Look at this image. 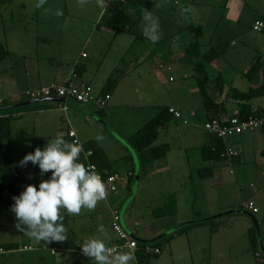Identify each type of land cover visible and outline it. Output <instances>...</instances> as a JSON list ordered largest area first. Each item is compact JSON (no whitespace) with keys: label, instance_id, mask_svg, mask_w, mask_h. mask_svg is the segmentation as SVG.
<instances>
[{"label":"crops","instance_id":"1","mask_svg":"<svg viewBox=\"0 0 264 264\" xmlns=\"http://www.w3.org/2000/svg\"><path fill=\"white\" fill-rule=\"evenodd\" d=\"M6 2L8 1H0V6ZM240 4H242L241 0H228L226 5L229 6V11L226 16H215L208 21L213 22L215 19L218 24H228V26L233 27L240 20L242 13L241 10H239ZM233 6H235V8H232ZM15 17V13H9L7 18L14 21L16 20ZM256 21H260L264 24V10H261L258 16H255L254 20L251 22L252 25L248 29L251 30ZM4 22V17L0 13V45L5 51H7V54L2 58V60H0V103L8 105L19 103L24 99V92L50 86L59 87L63 85L66 80L72 78L71 76H74L75 82L87 86L90 89L91 95L93 97H100L102 88L107 79L112 77L116 67H118L120 60H112L113 62L111 64L106 61L109 54L108 51L104 56L101 57L102 61L98 63V60L96 59H94V61L87 60L89 58L88 54L84 50H81L76 59L74 61L71 60L72 62L68 65V67H66V70L61 69V65H54L50 62L52 58H50L49 55H44V53L42 54L38 51L40 46L39 41L36 38L34 39L29 37L30 34H28L29 32L25 25L18 27L16 23L14 28L10 27L6 30V27L3 24ZM261 31H259V33H261ZM260 41L263 43L264 40L261 39ZM114 52L117 51L114 50ZM82 54H85V57H82ZM257 54L264 55V49L261 51L255 50V54L247 64L248 66L245 67L246 70L240 72L241 77L246 79L249 84V87L245 91L234 88L233 80H226L222 76H218L220 77L222 83H224V87L222 94L218 95L217 97V100H222L223 103L218 105L216 111L204 109V105L197 88L198 94L195 93L193 101L198 100V102H196V105H198L197 107L203 109V115L201 116L203 122L201 124L202 126L214 114H217L216 116H219L220 118H227L238 113V105L232 102L227 95L229 93V89L233 88L240 92H247L250 87H262L264 89V71L256 73L254 76H251L250 79L244 76V73L254 63ZM98 57L100 58V56ZM217 57L218 55L216 54V58ZM215 59L211 63L215 64ZM223 63V67H225L227 64L226 62ZM93 65H97V68L93 67ZM160 66L161 65H159V69ZM218 67H221V64H218ZM127 70L128 68L126 67V70L122 72V76L126 74ZM171 70L169 72H171ZM220 79L218 82H220ZM168 80L172 81L173 79L169 77ZM121 82V80L116 82L117 84L115 89L108 93L109 100L107 102L106 108L103 110H98L94 104L92 105L97 108V111L88 108L87 106L89 104L82 105L80 103L81 109H79L78 106L73 104L78 102L72 99H67L66 103L64 104L66 107L65 111L62 110L63 104H35L22 107V109L10 114L8 117H5L9 120L10 138L8 141H0V150H9L10 157L14 165L19 166V161L28 152L27 149L30 145V142L49 141L57 135H62L64 139L68 141L66 134L69 129H72L82 142H91L96 144L104 152L108 162L110 163V171L112 173L122 175L126 179L125 183L120 184L119 188L113 195L108 196L106 200L99 201L92 210L82 208L79 215H70L61 210V214L64 216V224L67 228V240L63 242H52V245L49 247H38L33 249L30 246L23 245L19 242V239L22 240L25 238L22 235V232L17 230L16 235L13 237L8 235L0 236V241L5 243V246L3 247L0 245V250L7 252L5 254L23 253L37 249H45L44 251L48 252L50 256L48 264H94L92 258H82L71 252L66 254L64 251H72L76 249L89 238L103 239L100 237V232L97 231V227L102 224L104 225L105 222L108 223V218L109 221L111 220L112 211H118V208L115 207L117 204H113V202H118L117 200L123 202L131 194V191L126 183L130 176V167L127 162H124V158L128 154L126 152L127 149H124L126 147H124L114 137L115 133H112V131L109 129L113 135L110 132L109 134L116 141H112L114 143L108 144V147L112 149V147L115 146L113 148L117 150L118 163H116L115 160H112L111 156H109V152H107L105 149L106 147L103 148V146L97 142L99 141L96 139L97 136L84 135L83 131L80 130L79 124L82 125L81 121L83 120V123L87 125L89 130H91L94 128L95 124L101 125L100 123L96 122L94 118L100 120L103 119L102 117H97L95 113L99 114V112H102L103 117H106L107 119L114 111L123 113L127 112V110L144 107L140 104V101H145L144 95H139L138 100L133 102L135 104H131V102L128 100L129 95L127 93H118V87ZM210 92L212 91L210 90ZM147 99L150 101V98ZM253 100L255 103L250 104L251 111L253 113H264V96L255 98ZM151 105L154 104H147V107H151ZM166 107H173L179 111L181 115L183 114L181 110L183 108L180 107L179 104H173L172 102L166 105ZM159 112L160 111L156 113L154 111L152 118L159 114ZM59 113L62 114V116H59ZM189 116L190 118H195L191 122L193 127L197 128L199 126L197 118L201 117L196 116L193 111L190 112ZM130 118L131 120H129L128 124L130 127H132V130L124 132L125 134L118 132L121 136L115 135L119 139L126 141V143L131 135H133L142 127L140 126V128H137L139 126H136L137 120L139 121L141 117L138 115H131ZM180 119L181 118L178 120ZM172 120H175V118ZM109 121H111V119H109ZM114 129L116 130L117 128L115 127ZM192 134V132L189 133L187 138L189 141H191L190 143H193L191 144V148L195 150L193 153V158H191V160L186 156L182 158L179 168L183 171V174H186L183 175L184 178H177V180H175L176 186L173 183L172 192L167 194L164 200L163 198L162 200H159L160 204H157L158 202H155L156 198L143 189V200L147 199L148 203H151L148 207H155L150 205H159L161 207L167 204L169 198H172L176 208L175 216L171 219V222H155V228L144 229L142 235L135 234L137 237L142 239H152L156 235H159L160 233L175 227L180 223L193 220L195 218L206 216L210 217L215 213L225 210L242 209L244 202L243 200H240L239 196L236 199H231L229 201L222 200L219 203H215L212 200L213 190L223 191L224 189H239L236 178L234 180L235 176L231 177L234 175V167L237 165H243V175H245V167L251 164L255 165L256 169H258L260 172H264V128L254 132H244L240 135H232L227 141L222 142L223 151L226 147H232L238 152V155L236 157L220 156V159L216 160L203 159L201 156V149L212 147L214 138L207 135L206 133H204V136L201 138H198V136ZM82 136L83 138H81ZM182 137L185 138L184 135ZM170 150L171 149L168 147L166 156L170 154ZM166 156L163 158L164 161L157 160L149 165H143L141 167L143 179L149 178L151 175H163L170 171L172 172L174 170V166L168 162ZM26 167H28V165ZM30 167H33L31 163ZM33 169H37V167L35 166ZM227 169L228 172L226 173ZM261 174L263 175V173ZM27 177L28 179H32L36 182L33 183V185L38 184L39 180L42 178L35 176L33 170L32 173H28L27 171L25 179H27ZM153 179L155 180H153V193H155L157 191V187L160 186V184L156 183V178L153 177ZM148 181L149 179L145 180L144 182L147 183ZM28 183L32 184V182ZM240 190L241 189H239L238 192ZM206 193L208 194L207 198L210 199V204L209 206L199 207L197 204L198 199L201 197V195ZM256 195L260 196L259 193H256ZM248 203H252L253 207L257 209V213L254 215L257 219L256 215L259 213V209L256 206L254 199L251 197V200ZM132 211L133 210L131 209V216ZM11 215L14 214L10 211L9 205H0V228L2 227L5 230L4 232L8 234H10V231L7 229H11V225L16 224ZM226 218L227 219H223L221 221L218 220L216 223H201L202 225L189 228L184 232L173 235L165 242V244L162 245L161 252L158 255H151L146 264H185L187 259L192 263L195 254L200 255L201 257L198 260H204L206 264L263 263L259 255L250 250L248 230L251 225V220L242 214H232ZM258 222L260 226L264 225V217L258 220ZM123 223L128 231L129 229L126 225L127 222L124 220V215ZM115 241V239L105 240V243L108 244ZM262 243L264 245V239H262ZM37 244L40 245V242H37ZM167 247L168 254H165L163 257H161L162 252L165 251ZM53 250L55 253L51 254V251ZM120 252L130 251L123 250ZM132 254L134 259L130 262V264H139L136 252ZM109 259H111V257Z\"/></svg>","mask_w":264,"mask_h":264},{"label":"rangeland","instance_id":"2","mask_svg":"<svg viewBox=\"0 0 264 264\" xmlns=\"http://www.w3.org/2000/svg\"><path fill=\"white\" fill-rule=\"evenodd\" d=\"M5 1L8 2L0 6V13L4 17L5 22L3 24L6 30L10 27L14 28L16 23L18 27L25 25L28 29V34H30L29 37L36 38L39 41L40 46L38 51L42 54L44 53V55H49L52 58L51 63L54 65L59 64L61 65V69L66 70V67L76 59L81 50H84L88 54L89 58L87 60L94 61L96 59L98 63L102 61L101 57L108 51L109 54L106 61L109 64L114 60H120L118 67H116L112 75L116 82L122 81L119 84L118 93H127L131 104H135L133 102L138 100L139 95L145 96V101H140V104L144 107L127 110V112L123 113L114 111L107 119L103 115L100 116L95 113L97 117L103 118L102 120L106 123H104L106 127L95 124L94 128L89 130L87 125L83 123V120L81 121L82 125L79 124L80 130L83 131L84 135L103 137V139L97 142L103 148L106 147L105 149L109 152V156L116 163H118L117 150L113 148L115 146L112 149L108 147V144H112L114 143L112 141L116 140L109 134L108 129L119 136V133L125 134L124 132L132 130V127L128 124L129 120H131V115L141 117L139 121L137 120L136 125L139 126L137 128H140V126H143L152 118L154 111L156 113L161 111L169 103L179 104L183 108L181 109L183 113L181 119L169 121L164 129L159 130L156 140L157 145L164 143L171 149L170 154L166 157L168 162L174 166V172L170 171L163 175L156 174V177L151 175V177L143 179V172L141 171L136 194L125 207L124 220L127 222L128 231L134 233V235H142L144 229L155 228V220L152 219L150 212L163 206L150 205L155 207H148L151 203H148L147 199L143 200V189L153 195L156 198L155 202L160 204L159 200H162V198L164 200L165 196L172 192L173 183L176 186L175 180L177 178H184L183 175L186 174H183V171L179 168L182 158L185 156L190 158V160L193 158L195 150L191 148V144L193 143H190L191 141L187 138L189 133L192 132V135H196L198 138L203 137L205 133L201 125L203 123L201 117L203 109L197 107L196 102L198 100L193 101L195 93L198 94V92L192 62L186 55V48L189 44L197 42L200 46L199 50L201 54L209 49H213L214 53L218 55L215 59V64L211 62L204 63L211 83H214V79L217 76H222L226 80H233L234 88L245 91L249 87V84L246 79L241 77L240 72L246 70L245 67L248 66L247 64L255 54V50L261 51L264 49V41L263 43L260 41L261 39L264 40L263 35L257 31L248 29L252 25L251 22L255 16H258L261 10H264V0H241L242 4L239 5V10L242 12L240 20L233 27L228 26V24H218L215 19L213 22L208 21L215 16H226L229 11V6L226 5L228 0H152L153 5L150 10L159 19L160 24V39L156 43L148 41L142 35V19L139 20L135 27L134 32L136 36L120 32L121 22L112 17L108 7H106L105 11L100 9L96 4V0H87V3L83 6L78 3V0H46V3L40 8L35 6L36 0ZM232 8H235V6ZM58 12L60 13L59 15L57 14ZM9 13L16 14V20L13 19L15 22L7 18ZM198 25L201 27L202 35L198 38L188 37V29L186 27ZM138 36L140 38L136 39ZM114 50L117 52H114ZM223 62H226L228 66L223 67ZM218 64H221V67H218ZM159 65H163L164 68L162 70L159 69ZM96 66L93 65V67L97 68ZM167 66L171 67V72L166 71ZM126 67L128 70L122 76V72L126 70ZM169 77L173 80L169 81ZM116 84L112 87L111 92L115 89ZM147 98H150V101ZM251 103H255V101L252 100ZM38 104L47 105L50 103ZM147 104L154 105L147 107ZM87 107L97 111V108L92 104H89ZM20 109L22 108L15 110L18 111ZM15 110L13 113L16 112ZM192 111L196 116L201 117L197 118V122L199 123L197 128L193 127L191 122L195 118H190L189 116ZM60 115L62 116L59 113ZM112 126H115L117 129L115 130V127ZM183 135L185 138L182 137ZM47 142H30L27 154L31 153L35 148H42ZM126 152L128 153L127 156H130L128 150ZM159 161H164V159ZM28 167V173H32L33 170L34 175L40 178L38 167L37 169H33L35 166L31 168L30 162ZM245 168L246 176L242 174L244 172L243 165L235 166L234 175L231 176H235L234 180L236 178L239 189H241L239 192V189L213 190L212 200L215 203H219L222 200L229 201L239 196L240 200L248 204L252 197L259 209V213L256 216L260 220L264 217V172H260L253 164L247 165ZM227 172L228 169L226 170ZM153 177L156 178V183L160 184L155 193H153ZM12 179L11 176L0 175V183L2 184H7ZM147 179L149 181L145 183L144 181ZM26 180L32 182V184L36 183L32 179H28V177ZM256 193H259L260 196H257ZM207 196L208 194L206 193L199 197L197 202L199 207L209 206L210 199ZM126 200L123 202L120 200H117L118 202L115 201L116 203L113 202V204H117L115 207L118 208L119 213ZM131 209L134 211V215L132 211V216L130 215ZM219 213H215L214 215ZM228 216H222L217 220L208 222L216 223L218 220L227 219L226 217ZM11 217L16 223L14 215H11ZM206 217L195 218L193 220L204 219ZM111 224L112 222L111 220L109 221V218L108 223L102 224L105 231L100 232V237L104 240H117ZM197 225H201V223ZM251 227L253 228L252 222ZM7 230L10 231V234L5 233V230L1 227L0 236L8 235L13 237L16 235L17 229L15 224H12L11 229ZM260 231L261 238L264 239V225L260 226ZM23 236L25 239H19V242L33 249L38 247L45 248L52 245V243L45 245L43 241L38 245L35 240L25 235ZM164 242L162 241L161 243L165 244ZM0 245L3 247L5 243L0 241ZM44 250L37 249L23 253L0 255V264H48L50 256ZM165 254H168V247L162 252L161 257ZM200 257V255L195 254L193 262L191 263L187 259L188 263L186 262L185 264H206L204 260H198Z\"/></svg>","mask_w":264,"mask_h":264},{"label":"trees","instance_id":"3","mask_svg":"<svg viewBox=\"0 0 264 264\" xmlns=\"http://www.w3.org/2000/svg\"><path fill=\"white\" fill-rule=\"evenodd\" d=\"M37 2V0H36ZM153 5L152 0H116L110 6V13L112 17L121 22V27L119 28L120 32H126L132 35H135V27L138 24L139 20L142 19L143 9H151ZM187 35L188 37L198 38L202 35V31L199 26H188ZM264 29V28H263ZM262 29L261 34L264 35V30ZM140 37H136L139 39ZM142 38V37H141ZM145 40V39H144ZM200 46L197 42H193L188 45L186 48V55L192 62L194 77L196 78V86L198 88L202 103L204 105L205 110L216 111L217 107L223 101H218V95L222 94L224 83H222L220 77H216L214 79V83H211V79L208 77L204 63H210L216 58V53H214L213 49H209L205 53L201 54L199 50ZM7 54L1 45H0V60ZM264 71V55L257 54L254 60V63L251 67L244 73V76L250 79L251 76H254L256 73ZM115 72V71H114ZM220 79V82H218ZM216 81V82H215ZM116 80L113 77L107 79L106 83L103 86L100 96L108 95L111 92L112 87L115 85ZM210 90L212 92H210ZM229 99L236 103L239 107V111L236 115L239 118H245L249 115H259L260 113H253L250 109V102L258 97L264 96V89L262 87H250L247 92H240L236 89H229V93L227 94ZM28 99H23L25 101ZM20 101V102H22ZM8 106V104L0 103V107ZM169 107H164L159 114L146 122L139 130H137L131 137L127 140V143L134 150L137 160L140 167L143 165H149L157 160L163 159L167 152L168 147L165 144L156 145L155 142L157 140L158 132L160 129H164L169 121H171L174 117L172 114L168 112ZM14 110L7 112H0V140L8 141L10 138V129H9V120L5 117H8L13 113ZM16 111V110H15ZM179 112V111H178ZM180 113V112H179ZM181 114V113H180ZM99 115L102 116V112H99ZM231 117V116H229ZM222 118V117H221ZM228 118V117H227ZM209 119H220L219 116L213 115ZM208 119V120H209ZM213 137V136H211ZM214 138V143L212 147L202 148L201 156L203 159L208 160H216L220 159V155L223 152L222 142L217 138ZM69 141V140H68ZM86 146L92 148L94 151L93 161L96 163L98 169L102 173V175L106 176L112 174L110 171V163L108 162L104 152L96 145L91 142H86ZM129 158V159H128ZM125 161L130 167V176L127 180V186L132 191V186L134 182V166L132 162L131 156H125ZM79 162L81 159L79 157ZM29 167H20L16 166L12 163L9 150L1 151L0 150V175H8L13 179L8 184L0 183V204L1 205H11L13 203L12 197L17 196L21 191H23L24 187L29 183L26 181L25 176ZM48 173L44 174L41 179H47ZM151 217L155 222L158 223H167L171 222L172 218L176 214L175 203L172 198L168 199L167 204L163 205L160 209H153L150 212ZM212 222H208L205 224H211ZM202 225V224H201ZM189 226L186 228H181L176 232L172 233L168 237L161 239L158 242L150 243V244H140L137 243V250L135 251L138 256L139 264H146L147 260L151 256L148 252L145 251V247L150 248H162V241L169 240L173 235L179 234L181 232L186 231L189 228L197 227ZM157 236V235H156ZM155 236V237H156ZM248 237L250 240V250L257 253L259 257L262 259L264 264V258L257 251V243L255 231L251 227L248 230ZM164 242V243H165ZM118 240L113 243H108L106 246H111L113 244H117Z\"/></svg>","mask_w":264,"mask_h":264},{"label":"clouds","instance_id":"4","mask_svg":"<svg viewBox=\"0 0 264 264\" xmlns=\"http://www.w3.org/2000/svg\"><path fill=\"white\" fill-rule=\"evenodd\" d=\"M46 0H37L40 8ZM83 6L87 0H78ZM97 6L105 11L107 0H96ZM60 14L59 12L57 13ZM142 35L150 42L160 39L159 19L145 8L142 15ZM97 140L103 139L97 136ZM83 151L79 142H69L62 135L50 139L42 148H35L20 161V167L29 162L38 167L39 176L48 173V178L40 179L36 185L28 184L17 196L12 197L10 211L14 214L15 227L23 235L45 245L68 239L67 228L61 210L70 215H79L81 209L92 210L106 197L105 184L101 176L79 162ZM98 232H104L102 225ZM84 256L93 259L94 264H130L134 259L131 252L116 251L107 247L104 239L89 238L81 245ZM114 253L109 259V254Z\"/></svg>","mask_w":264,"mask_h":264},{"label":"built area","instance_id":"5","mask_svg":"<svg viewBox=\"0 0 264 264\" xmlns=\"http://www.w3.org/2000/svg\"><path fill=\"white\" fill-rule=\"evenodd\" d=\"M115 1L116 0H107V7L110 9V6ZM120 2H123V0H120ZM263 27L264 24L262 22L256 21L252 29L254 31L259 32L263 29ZM82 57H85V54H82ZM162 68H164L163 65L160 66V69ZM170 70H171L170 66H167L166 71H170ZM71 77L72 78L66 80L65 83L59 87L50 86L46 88L26 91L24 92L23 97L28 100L38 99L43 97H51V96L64 97L66 100L72 99L82 105L94 104L98 108V110H103L106 108L107 102L109 100L108 95L93 97L91 95L90 89L87 86L75 82L74 76ZM62 110L63 111L66 110L64 104L62 106ZM168 112L172 114V116L175 119L181 118V114L173 107H169ZM263 128H264V113H261L259 115H249L246 116L245 118H239L238 116H231L228 118L209 119L203 124L204 132L209 136H213L217 138L221 142L227 141L228 138L231 137L232 135H240L244 132H254ZM66 137L69 140V142H79L82 145L83 151L80 153V159L82 164H84L85 166H91V169L97 172L101 176V179L105 184V190H106V197L104 200H106L108 196L113 195L119 188L120 184L125 183L126 181L125 177L117 173H112L106 176L102 175L96 163L93 161V157H94L93 149L86 146L85 143L82 142L77 137L76 133L72 129H69L67 131ZM237 155L238 152L234 148L226 147L220 156L236 157ZM242 209L249 211L252 215H255L257 213V209L253 207L252 203H248V204L244 203L242 205ZM111 220H112V224H111L112 230L117 237L118 243L107 247L115 248L116 251L128 250L131 253H134L137 250V243L135 240L130 238L127 232L122 228L120 224V216L118 211H112ZM145 251L151 255H158L161 252L159 248H150V247H145ZM64 252L66 254L71 252L82 258H90L83 255L81 251V245L72 251L65 250ZM5 253L7 252L0 250V254H5ZM54 253H55L54 250L51 251V254ZM113 254L114 253H110L109 258Z\"/></svg>","mask_w":264,"mask_h":264},{"label":"water","instance_id":"6","mask_svg":"<svg viewBox=\"0 0 264 264\" xmlns=\"http://www.w3.org/2000/svg\"><path fill=\"white\" fill-rule=\"evenodd\" d=\"M38 103H52V104H65L66 103V99L64 97H55V96H51V97H43V98H38V99H30V100H25L16 104H12V105H8V106H4V107H0V112H7V111H11V110H15L18 108H22V107H26V106H30V105H35ZM76 106H78L79 109H81V106L79 103H73ZM94 120L98 123H100L103 127H106V125L104 124V122L100 119L94 118ZM109 130V129H108ZM110 132V130H109ZM111 133V132H110ZM112 134V133H111ZM113 135V134H112ZM114 137L124 146L126 147V149L128 150L131 158H132V162H133V166H134V182H133V186H132V191L131 194L129 196V198L126 200V202L124 203L119 216H120V224L122 226V228L127 232V234L129 235L130 238H132L133 240H135L136 242L140 243V244H150V243H154V242H158L160 241L162 238H164L165 236L172 234L173 232L183 228V227H187V226H191V225H197L200 223H205L208 221H212V220H216L222 216H226V215H231V214H242L244 216H246L247 218H249L253 224V228L255 231V236H256V243H257V251L259 252V254L264 258V245L262 243V238H261V231H260V225L258 220L256 219V217L254 215H252L249 211L244 210V209H230V210H226L223 211L217 215H213L210 217H206L204 219H197V220H189L183 223H180L178 225H176L175 227H172L171 229H168L162 233H160L159 235H157L156 237L152 238V239H142L140 237L135 236L134 234H132L131 232H128L127 229L124 226L123 223V215L125 212V207L127 206V204L133 199V197L136 194L137 191V186H138V180L140 177V167H139V163L137 160V156L134 153V150L130 147L129 144L126 143V141H123L121 139H119L118 137H116L114 135Z\"/></svg>","mask_w":264,"mask_h":264}]
</instances>
